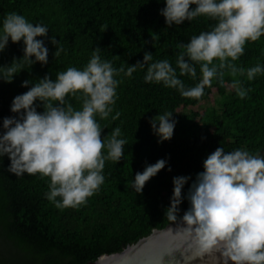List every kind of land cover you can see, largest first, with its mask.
Wrapping results in <instances>:
<instances>
[{
	"label": "trees",
	"instance_id": "obj_1",
	"mask_svg": "<svg viewBox=\"0 0 264 264\" xmlns=\"http://www.w3.org/2000/svg\"><path fill=\"white\" fill-rule=\"evenodd\" d=\"M163 7L164 0H0V21L9 12L24 15L29 22L46 25L48 36H55L63 48L54 58L55 46L45 39L47 65H26L12 83L0 81V131L3 119L15 115L10 111L13 98L28 90L22 81L35 82L46 74L55 79L57 72L68 67L82 69L96 47L102 50L101 58L117 68L142 60L145 51L153 54L154 61L168 59L176 67L177 45L211 30L216 21L200 16L168 28L159 14ZM22 55L23 43L9 41L0 53V66ZM235 63L245 69L264 65V36L247 42ZM196 70V79L180 77L186 87L198 82L199 65ZM144 74L138 69L131 77H123L112 113L120 112L117 120L97 116L102 137L119 126L127 144L119 162H105V181L86 204L56 208L45 196L48 177L16 176L7 171L8 158L0 159V264H86L120 252L172 223L165 210L173 177L194 180L217 147L264 154V73L252 81L240 77L250 89L243 99L215 79L202 97L186 98L162 83H146ZM224 79L230 82L232 77ZM66 99L75 108L81 106L74 97ZM165 111L173 112L176 126L170 140L158 143L149 121ZM161 158L167 160L165 168L146 182L142 193H136L131 187L135 174ZM189 206L187 199L182 200L178 215L182 217Z\"/></svg>",
	"mask_w": 264,
	"mask_h": 264
},
{
	"label": "clouds",
	"instance_id": "obj_2",
	"mask_svg": "<svg viewBox=\"0 0 264 264\" xmlns=\"http://www.w3.org/2000/svg\"><path fill=\"white\" fill-rule=\"evenodd\" d=\"M159 14L168 28L200 16L216 23L211 30L177 45L176 67L168 59L154 61L153 54L145 51L142 60L117 68L102 59V50L96 47L82 69L68 67L57 72L55 79L46 74L35 82L22 81L21 86L28 90L13 98L10 111L15 115L3 119L0 159L8 158L7 171L16 176L39 173L48 177L45 196L56 208L86 204L105 181V162L117 163L124 156L127 140L122 138L121 128L117 126L102 137L103 128L97 121V116L120 117L119 111L112 113L123 77L144 70L146 83H162L186 98L202 97L215 79L243 99L250 89L240 77L252 81L264 73L262 64L245 69L235 63L247 42L264 36V0H164ZM45 39L55 46L54 58L59 57L63 48L55 36H48L46 25L29 22L16 12L7 13L0 21V53L11 41L23 43V55L0 66V81L12 83L26 65H47ZM197 65L200 78L194 86L186 87L180 77L196 79ZM225 75L232 77L230 82L225 81ZM69 96L81 106L73 107L66 99ZM172 117L173 112L165 111L150 119L158 143L172 138L176 126ZM166 164L164 158L147 164L135 174L132 189L142 193L146 182ZM189 180L192 182L182 195ZM172 183L165 216L176 225L177 237L190 241L199 254L215 250L220 264H264V154L244 148L226 152L219 146L203 161V170L194 180L176 176ZM184 199L190 206L181 217L179 206Z\"/></svg>",
	"mask_w": 264,
	"mask_h": 264
},
{
	"label": "water",
	"instance_id": "obj_3",
	"mask_svg": "<svg viewBox=\"0 0 264 264\" xmlns=\"http://www.w3.org/2000/svg\"><path fill=\"white\" fill-rule=\"evenodd\" d=\"M176 225L170 223L122 251L100 256L86 264H220L215 250L199 254L190 241L175 235Z\"/></svg>",
	"mask_w": 264,
	"mask_h": 264
},
{
	"label": "rangeland",
	"instance_id": "obj_4",
	"mask_svg": "<svg viewBox=\"0 0 264 264\" xmlns=\"http://www.w3.org/2000/svg\"><path fill=\"white\" fill-rule=\"evenodd\" d=\"M207 106H208V105H207ZM207 106H206V107H207Z\"/></svg>",
	"mask_w": 264,
	"mask_h": 264
}]
</instances>
